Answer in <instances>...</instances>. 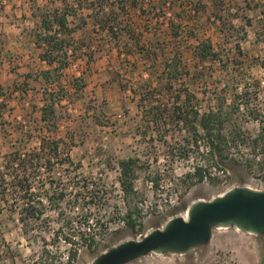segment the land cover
<instances>
[{
	"label": "rangeland",
	"instance_id": "1",
	"mask_svg": "<svg viewBox=\"0 0 264 264\" xmlns=\"http://www.w3.org/2000/svg\"><path fill=\"white\" fill-rule=\"evenodd\" d=\"M111 1L0 0V85L6 102L0 117V179L8 180L4 154L14 149L39 152L33 160L32 194L44 205V214L34 215L29 222L20 220L17 213L0 210V264H66L71 247L66 237L78 243L70 264H90L116 243L139 239L171 216H184L196 199H210L235 185L264 190V173L243 161L212 171L216 178L186 190L183 176L191 170L197 153L194 143L185 144L190 139L187 127L171 117L150 126L146 122L151 108L170 115L175 91L186 87L194 96L192 103L202 111L217 98H224L226 104L236 98L235 102H249L260 109L259 120L239 116L242 126L255 134L264 125V0H140L144 10L128 6L125 14L132 36L140 39L139 46L127 37L109 41L92 30L90 15L99 5L107 10ZM64 2L75 8L76 16L69 19L80 23L82 17L86 24L73 34L70 64L56 84H48L40 76L48 65L39 58L42 49L35 45V33L40 8L63 7ZM177 23L179 36L173 38L171 26ZM200 39L211 40L218 59L198 61L194 46ZM177 52L182 79L170 93L159 95L165 83L158 78L162 64ZM88 54L91 60L86 62ZM76 77L83 81L82 89L73 83ZM146 83L160 85L147 103L140 101V88ZM45 87L63 96L56 103L54 127L40 120ZM4 121L14 125L23 121L28 127L15 130ZM42 137L59 140L56 155L39 150ZM199 145L198 151L203 150ZM180 152L188 156L180 158ZM240 153L247 155L248 149ZM66 156L70 161H63ZM127 158L135 160L136 171L134 188L128 194L118 187L119 161ZM160 177L174 183L179 205L147 219H139L135 212L136 224L131 228L123 213L138 210V203L149 194L146 181ZM51 180L55 182L49 186ZM59 191L64 196L58 199L57 215L48 199ZM127 264H264V234L216 228L206 245L186 254L150 253Z\"/></svg>",
	"mask_w": 264,
	"mask_h": 264
},
{
	"label": "trees",
	"instance_id": "2",
	"mask_svg": "<svg viewBox=\"0 0 264 264\" xmlns=\"http://www.w3.org/2000/svg\"><path fill=\"white\" fill-rule=\"evenodd\" d=\"M91 4H94V2ZM128 6L142 9L143 3L140 0H112L107 10H105L106 7L104 5H99L98 9H96L97 11L90 15L93 19L92 30L95 33L97 31L103 33L109 41L112 40L116 43L122 37H127L128 41H131L133 45L139 46L140 39L132 36V26L126 16L128 14ZM246 6H248V3ZM87 8L91 7L87 6ZM193 10L198 12V9ZM74 12L73 4L67 5L65 2L63 7L40 8L41 15L38 21V29L35 33V45L42 49L39 54L40 60L48 65L45 69L40 70L42 80L48 84H56L60 79L61 72L70 64L69 58L72 51L70 46L74 42L73 34L86 24L82 17H80V23H75L74 19H69L70 16H76ZM118 13L122 17L124 15L125 18L122 19L121 15L118 17ZM171 27L172 29L174 27V30H172L173 38L178 37L179 33L175 28H179L180 24L177 23ZM86 46L90 47V44H86ZM140 48L142 50L141 46ZM194 53L200 63L219 58L218 53L213 49L210 39H200L194 46ZM90 60L91 54H88V59L85 61L89 62ZM179 64L178 52L172 55L170 60L163 62V71L158 78L160 80L163 79L165 83L162 91L161 88L160 91H157L159 95L161 93H170L174 83L182 79L181 77L184 73L178 69ZM199 72L201 70H196V73ZM73 83H75L77 89L84 87L80 77H76ZM159 87H151V84L146 83V87L140 88V101L150 102ZM187 89L184 87L175 91L176 95L171 99L173 106L170 110V115L160 111H152L153 108H151V112H148L149 115L146 119L148 126H150V124L162 122L163 118L171 117L182 128L187 127L190 139H185V144L191 145L194 143L197 153L195 156L196 161L192 165L191 170L185 172L183 176L187 180L186 190L192 184L202 182L205 179L212 180L216 178L215 175H211L212 171L227 169L231 162L243 161L245 166H252L260 170V173H264V125L260 124L256 133L252 134L244 125L240 124L241 120L239 117L242 115L249 120H259L260 109L249 102H235L236 98L226 104L224 98L221 97L220 99L217 98L214 105L202 111L197 105L192 103L194 96L187 92ZM2 90L0 85V117L6 107ZM22 91L24 92L25 89ZM133 91L136 92L135 89ZM42 92L44 97L43 103L39 107L40 120L45 123L48 122L54 127L56 124L53 120L56 113V103H59L63 96L58 97V92L48 91V87L43 88ZM33 108L35 109L36 107L33 105ZM4 123L10 124L11 121H4ZM11 125L14 126L15 130H25L28 127L23 121H16V125L13 123ZM200 143H202L204 148L198 151ZM58 145L59 140H49L42 137L39 150H47L48 154L56 155ZM244 148L248 149L247 155L240 153V150ZM38 153L34 150L32 152H21L19 149H14L4 154V169L8 175V180L5 177L0 179V210L7 211L10 215L17 213L20 215V220L24 222L31 221L34 215L44 214L42 201L34 199L32 194V173L35 167L33 160ZM187 156L186 153L180 152V158ZM63 161H70V159L66 156ZM46 163L48 167L51 166L49 158L46 159ZM134 163L135 160L132 158L119 161V181L126 194L131 193L134 188V180L136 179ZM261 178L264 181V174L261 175ZM54 182L51 180L49 186H52ZM49 190L47 188V190L43 191L44 194ZM63 196L64 193L59 191L56 195H50L48 199L50 209L55 210L57 215L60 214V211H57L60 205L58 199ZM135 212L136 214L139 213L138 210H127L126 221L131 228H134L136 224L132 218V214ZM141 227L142 225L140 224L139 228L141 229ZM65 240L71 245L66 255V264H70L76 257L77 249L75 244L78 243L69 237H66ZM90 244L89 242L87 245L90 246Z\"/></svg>",
	"mask_w": 264,
	"mask_h": 264
},
{
	"label": "water",
	"instance_id": "3",
	"mask_svg": "<svg viewBox=\"0 0 264 264\" xmlns=\"http://www.w3.org/2000/svg\"><path fill=\"white\" fill-rule=\"evenodd\" d=\"M235 227L264 234V190L235 185L210 199H196L185 217L174 215L139 239H126L95 256L90 264H127L147 254H186L206 245L213 229Z\"/></svg>",
	"mask_w": 264,
	"mask_h": 264
},
{
	"label": "built area",
	"instance_id": "4",
	"mask_svg": "<svg viewBox=\"0 0 264 264\" xmlns=\"http://www.w3.org/2000/svg\"><path fill=\"white\" fill-rule=\"evenodd\" d=\"M118 184V187L123 191L120 181L118 182ZM146 185L149 189V194L147 196V199H143L138 203L139 219H147L151 217L152 214L170 212L179 205L180 195L178 190L176 189V186L171 180L167 181L160 177L157 180H147ZM43 201L45 200L43 199ZM125 212L126 213H123L124 216H126L127 210ZM140 212L142 215H140ZM132 218L134 219V221H136L135 216H133ZM125 219L122 217L120 219V222L123 224L125 222Z\"/></svg>",
	"mask_w": 264,
	"mask_h": 264
},
{
	"label": "bare ground",
	"instance_id": "5",
	"mask_svg": "<svg viewBox=\"0 0 264 264\" xmlns=\"http://www.w3.org/2000/svg\"><path fill=\"white\" fill-rule=\"evenodd\" d=\"M183 217H185V215Z\"/></svg>",
	"mask_w": 264,
	"mask_h": 264
}]
</instances>
